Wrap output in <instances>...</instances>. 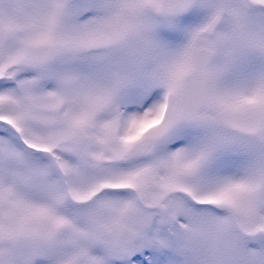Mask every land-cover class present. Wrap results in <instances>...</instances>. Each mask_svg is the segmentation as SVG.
Masks as SVG:
<instances>
[{
	"label": "snow or ice",
	"instance_id": "obj_1",
	"mask_svg": "<svg viewBox=\"0 0 264 264\" xmlns=\"http://www.w3.org/2000/svg\"><path fill=\"white\" fill-rule=\"evenodd\" d=\"M0 264H264V0H0Z\"/></svg>",
	"mask_w": 264,
	"mask_h": 264
}]
</instances>
